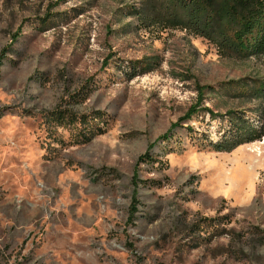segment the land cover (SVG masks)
Instances as JSON below:
<instances>
[{"label": "rangeland", "instance_id": "1", "mask_svg": "<svg viewBox=\"0 0 264 264\" xmlns=\"http://www.w3.org/2000/svg\"><path fill=\"white\" fill-rule=\"evenodd\" d=\"M142 5L0 0V264H264V137L203 150L187 125L216 141L226 122L202 111L161 138L200 86L257 117L229 83L264 57L143 27Z\"/></svg>", "mask_w": 264, "mask_h": 264}, {"label": "trees", "instance_id": "2", "mask_svg": "<svg viewBox=\"0 0 264 264\" xmlns=\"http://www.w3.org/2000/svg\"><path fill=\"white\" fill-rule=\"evenodd\" d=\"M131 10L143 27L159 25L164 29L186 30L216 45L224 56L240 59L264 57V0H143L140 8ZM4 57L5 53L0 56V66ZM229 84L237 89L234 96L238 101L245 98L256 102L249 111L257 117L251 118L239 109L219 113L201 107L204 94L215 89L210 85L200 86V100L161 136L162 140H169L176 128L202 111L209 113L212 120L226 122L216 141H204V134L196 133L192 126L187 125V132L192 137L196 136V143L203 150L231 152L241 145L261 140L264 137V79L244 78ZM70 116L56 117L59 119L57 124L67 123L64 120H70ZM146 156H142L141 160H145Z\"/></svg>", "mask_w": 264, "mask_h": 264}]
</instances>
